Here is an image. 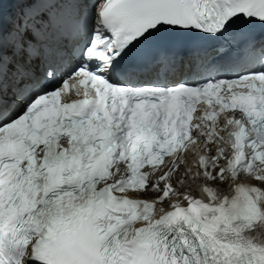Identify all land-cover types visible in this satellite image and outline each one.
<instances>
[{"label":"snow or ice","instance_id":"obj_1","mask_svg":"<svg viewBox=\"0 0 264 264\" xmlns=\"http://www.w3.org/2000/svg\"><path fill=\"white\" fill-rule=\"evenodd\" d=\"M91 3L0 0V264H264V0Z\"/></svg>","mask_w":264,"mask_h":264}]
</instances>
